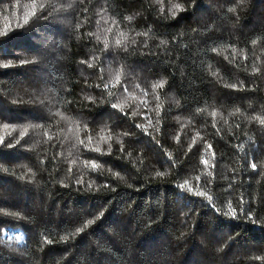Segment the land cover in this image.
Returning a JSON list of instances; mask_svg holds the SVG:
<instances>
[{
    "label": "trees",
    "instance_id": "trees-1",
    "mask_svg": "<svg viewBox=\"0 0 264 264\" xmlns=\"http://www.w3.org/2000/svg\"><path fill=\"white\" fill-rule=\"evenodd\" d=\"M262 121L264 0H0V264H264Z\"/></svg>",
    "mask_w": 264,
    "mask_h": 264
},
{
    "label": "snow or ice",
    "instance_id": "snow-or-ice-1",
    "mask_svg": "<svg viewBox=\"0 0 264 264\" xmlns=\"http://www.w3.org/2000/svg\"><path fill=\"white\" fill-rule=\"evenodd\" d=\"M163 85L162 84H160V85H156V87H162ZM113 107H116L115 105H113ZM262 123H264V121H262ZM205 163H207L206 161H205ZM253 167H255V165H253ZM181 187H184L183 185H181ZM210 199V198H209ZM228 213H226V215H227ZM231 215H233V216H235V212L233 211L232 213H231ZM89 223H91V221L89 222Z\"/></svg>",
    "mask_w": 264,
    "mask_h": 264
}]
</instances>
